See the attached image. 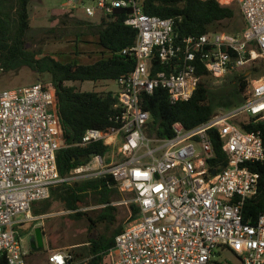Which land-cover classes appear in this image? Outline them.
<instances>
[{
    "label": "built area",
    "instance_id": "built-area-1",
    "mask_svg": "<svg viewBox=\"0 0 264 264\" xmlns=\"http://www.w3.org/2000/svg\"><path fill=\"white\" fill-rule=\"evenodd\" d=\"M229 2L239 5L241 32L185 36L174 19L147 15L139 0H67L66 10L98 22L129 9L124 23L137 36L122 54L135 66L114 81L120 126L89 129L82 145L101 143L110 148L109 157L95 154L62 178V128L51 82L0 91V264H28L31 251L18 228L42 218L31 213L34 203L48 200L61 183L110 175L131 196L120 204L139 208L115 237L109 251L114 264H224L214 260L218 248L234 253L240 264H264V213L255 222L244 219L245 204L259 190L252 167L264 161V145L258 133L240 127L251 119L264 122V75L249 82L247 98L230 111L190 129L177 122L169 138L147 132L152 116L144 103L155 90H165L172 104L186 102L202 69L219 79L264 61V0ZM216 135L225 165L215 152ZM47 264L78 263L72 253L51 251Z\"/></svg>",
    "mask_w": 264,
    "mask_h": 264
},
{
    "label": "trees",
    "instance_id": "trees-1",
    "mask_svg": "<svg viewBox=\"0 0 264 264\" xmlns=\"http://www.w3.org/2000/svg\"><path fill=\"white\" fill-rule=\"evenodd\" d=\"M31 1L0 0V69H3L2 73H9L26 67L33 72L50 76V82L56 91L57 114L62 128V147L57 153V166L60 176L68 178L75 169L87 166L93 155H105L110 152V148L101 143L82 145V139L89 129L107 131L118 128L120 124L117 117L122 112L114 92L80 91L73 84L116 81L129 73L134 68L135 61L123 55L122 51L133 45L137 32L124 23L129 9H119L115 15L103 17L101 22L95 25L98 44L106 57L90 65L63 63L56 56L49 54L41 56L43 52L40 50H29L26 47V37L31 29ZM139 1L147 15L174 19L177 30L185 36L225 31L227 26L224 23L240 16L233 7L224 6L218 0ZM68 17L69 14H66L65 18ZM62 23L66 24V21ZM249 67L254 72H261V75H264L263 60ZM202 71L203 79L189 101L172 104L163 89H157L152 95L146 96L144 108L152 116L147 130L150 137H172V126L177 122L188 129L204 123L215 114L216 106H221L225 100L233 107H238L244 102L236 94L245 93L247 90L248 81L244 74H234L231 82L236 84L232 86L235 92L218 102L219 100L211 96L210 77L206 71L203 69ZM248 122H242L241 129L248 133H258L264 145V122H255L254 119ZM213 140L219 162L225 165L226 156L217 135ZM252 171L259 175V190L257 195L245 204L244 219L255 222L259 215L264 213V161L253 164ZM117 193V183L111 175L67 181L52 189L50 198L43 202L45 207L38 209L35 207L37 203H34L32 210L34 216L47 214L50 202L58 201L66 211L79 213L77 216H86L78 210L87 204V199L91 196L95 204L104 205L96 218L97 222L113 224L117 221L118 215V208L112 205ZM130 210L131 219L137 217L139 213L137 205L130 204ZM90 220L93 224L96 222ZM29 226L23 228L26 230ZM123 231L124 228L118 227L110 235L105 233L91 239L87 247V264H112L109 251L114 246L115 237ZM73 257L76 262L77 257L74 255Z\"/></svg>",
    "mask_w": 264,
    "mask_h": 264
},
{
    "label": "rangeland",
    "instance_id": "rangeland-1",
    "mask_svg": "<svg viewBox=\"0 0 264 264\" xmlns=\"http://www.w3.org/2000/svg\"><path fill=\"white\" fill-rule=\"evenodd\" d=\"M224 6L233 7L238 14V18L230 22L224 23L228 32H240L244 28V21L241 18V11L237 2H229L231 0H221ZM67 0H32L30 4V24L31 29L26 37V47L29 50H40L43 55L49 54L56 56L63 63H77L79 65H90L102 57L103 49L98 44V36H96L98 20L86 19L81 11L68 12L65 8ZM93 5V2H89ZM69 14L66 19L65 15ZM66 21V24L62 22ZM82 22H87L82 24ZM91 23V24H90ZM40 56V57H41ZM250 66V65H249ZM246 66L227 74L223 78H210L211 96L219 100H225L235 90L232 86V77L235 73L244 74L248 81V87L245 93H236L240 100L247 98L249 92V82L259 78L261 72H254L251 67ZM37 83H50V76L47 74H39L33 72L29 68H22L16 72L2 73L0 72V91L13 89L23 86L34 85ZM80 91L95 92H116L118 86L114 81H101L98 83H74ZM232 101V99H230ZM231 104L227 100L223 104L217 105L215 112L225 113L232 110ZM109 157L108 152L105 157ZM104 157V158H105ZM109 162V159H108ZM88 174V173H87ZM81 180V179H80ZM79 181V180H78ZM131 196L122 192L118 188L112 205L118 208L117 221L113 224L108 222H97L104 205L95 204L93 197H88L87 204L82 205L78 212L86 214V216H77L79 213L66 211L64 206L58 201H51L47 214L40 215L42 218L33 223H27L28 229L18 228L23 239V245L31 255L28 257V264H47L51 251H62L73 253L77 257L76 263H87V247L91 239H96L101 234H112L118 227L128 228L131 221L130 204L121 205L124 201H129ZM45 201H41L35 205L40 209L45 206ZM31 213L33 210L31 209ZM22 215L19 219H23ZM90 219L95 220L93 224ZM37 229H40L43 247L39 250L32 249L31 237L35 236ZM88 241V243H87ZM214 260L223 262L224 264H240L237 256L229 250H215ZM112 261V259H111ZM112 264L113 261H112Z\"/></svg>",
    "mask_w": 264,
    "mask_h": 264
},
{
    "label": "water",
    "instance_id": "water-1",
    "mask_svg": "<svg viewBox=\"0 0 264 264\" xmlns=\"http://www.w3.org/2000/svg\"><path fill=\"white\" fill-rule=\"evenodd\" d=\"M213 174H215V171H213ZM31 241H32L33 250H39L43 247V241H42V236L40 234V229L36 230L35 236L31 237Z\"/></svg>",
    "mask_w": 264,
    "mask_h": 264
},
{
    "label": "crops",
    "instance_id": "crops-1",
    "mask_svg": "<svg viewBox=\"0 0 264 264\" xmlns=\"http://www.w3.org/2000/svg\"><path fill=\"white\" fill-rule=\"evenodd\" d=\"M89 83V82H88Z\"/></svg>",
    "mask_w": 264,
    "mask_h": 264
}]
</instances>
